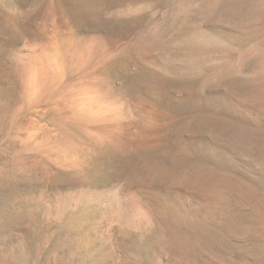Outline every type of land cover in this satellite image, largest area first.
<instances>
[{"label": "rangeland", "instance_id": "rangeland-1", "mask_svg": "<svg viewBox=\"0 0 264 264\" xmlns=\"http://www.w3.org/2000/svg\"><path fill=\"white\" fill-rule=\"evenodd\" d=\"M0 264H264V0H0Z\"/></svg>", "mask_w": 264, "mask_h": 264}, {"label": "bare ground", "instance_id": "bare-ground-1", "mask_svg": "<svg viewBox=\"0 0 264 264\" xmlns=\"http://www.w3.org/2000/svg\"><path fill=\"white\" fill-rule=\"evenodd\" d=\"M71 46H73V44L71 45ZM75 52V51H74ZM72 53H73V51H72ZM67 54H69V52H67ZM75 55H77V54H75ZM85 55V54H84ZM73 57V56H72ZM71 57V58H72ZM39 58V57H38ZM73 58H76V57H73ZM72 58V59H73ZM45 59V58H44ZM71 59V60H72ZM67 60V59H66ZM32 61V60H31ZM69 63V62H68ZM27 64V63H26ZM35 64V65H34ZM64 64V63H63ZM28 65V64H27ZM49 65V64H48ZM45 67H47V65H45ZM45 67H44V64L43 63H41L37 58H34L33 59V62L32 63H29V66H27L25 69H23V72H24V75L25 76H29V75H31L32 74V76L34 75V76H36V79L38 80V82H39V86H37L38 85V82H37V85H34L33 84V82L34 83H36V80L35 81H33L32 82V84L36 87V89H34V90H32V91H34V92H36V93H43L47 88H46V83H48V81H49V75H48V73H47V71H46V69H45ZM24 68V67H23ZM37 71V72H36ZM49 71V70H48ZM36 72V73H35ZM33 76V77H34ZM28 78V77H27ZM30 82H31V79H30ZM31 85V84H30ZM32 86V85H31ZM43 97V96H42ZM132 223V222H131Z\"/></svg>", "mask_w": 264, "mask_h": 264}]
</instances>
